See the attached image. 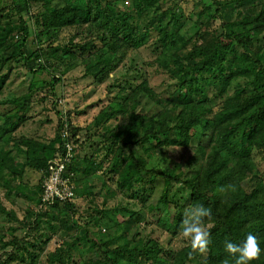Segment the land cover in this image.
I'll return each instance as SVG.
<instances>
[{"label": "trees", "instance_id": "trees-1", "mask_svg": "<svg viewBox=\"0 0 264 264\" xmlns=\"http://www.w3.org/2000/svg\"><path fill=\"white\" fill-rule=\"evenodd\" d=\"M30 1L12 0V5L21 14L29 10ZM35 1L43 2V11L31 18L33 33L36 35L34 37L44 36L48 40L60 28L76 25H87L100 31L99 45L84 42L71 47H53V44L48 42L45 51L50 57L62 59L82 52L81 55L90 61L87 65L89 70L99 65L95 76L100 83L118 67L116 56L121 48H139L147 39L154 37L157 63L173 80L172 91L163 103V112L150 115L143 122H136L141 112H133L129 116V123L121 133L124 147L137 145L140 150L149 151L173 145L187 147L197 135L205 137L207 129H212L213 132L207 147H204L203 143L197 145L195 161L198 166L190 176L180 168L168 175H160L150 169L147 180L146 161L135 150H131L125 157H122L119 151L111 169L115 172L120 168L116 181L118 189L131 191V196L139 197L141 202L146 200V189L156 185L158 175L163 183L161 200L166 205L172 183L185 186L188 190V199L185 200L187 203L185 206H175L176 214L167 224L173 235L181 229L185 207L203 205L210 208V222L214 227L210 229L211 243L205 255L193 254L189 258L188 242L173 250L160 249L158 243L150 238L136 239L137 232L133 238L126 239L128 231L121 224L116 225L110 240H95L74 221L68 229L77 232L64 239L59 248L48 254L47 264H65V251L69 252L67 259L72 257L70 252H77L81 264H224L226 260L228 264H233V258L226 253L224 243L227 240L240 243L249 232L256 235L262 249L260 258L251 264H264V175L259 173L253 158L255 150L264 155V6L254 0H246L254 1L255 12L239 21L223 23L227 44L216 37L208 44L193 46L186 51L188 42L183 41L182 46L178 47L179 34L175 32L173 24L172 28H169L172 21H178V17L172 14L171 22L169 20L165 25L161 23L163 12H157L161 0H128L130 10L118 12L115 9L122 0H88L85 4V0H78L80 4L76 3V0H63L60 7H54L53 0ZM149 12L154 13L155 17L140 21L141 16ZM199 15L208 21L218 18L220 14L215 8L206 9ZM14 34L18 37V42L14 41ZM31 36L22 17L16 23L0 21V51L11 52L9 57L3 54L0 56V73L6 69L4 74H0L3 83L8 79L12 61H21L22 67L34 73L44 68L40 64L36 69L32 67V62L45 54L41 48L24 54L25 44ZM128 88L132 90L130 86ZM229 90L230 95L227 94ZM127 97L128 94L120 96L121 107L116 111L103 112L106 122L122 110L123 101ZM21 99H24L23 102L16 105L15 111L5 116V121L0 123V183L8 195L12 194L10 196L15 198L24 197L38 207L47 162L60 149V131L64 122L59 120L57 132L48 142L24 138V142L15 140L9 147L8 139L25 123V114L29 111L30 95H23L19 100ZM215 99H221L222 102L214 113L211 107ZM137 103L136 107L140 104ZM76 131L74 127L69 129L74 146ZM19 157H23V166L41 174L37 193L30 192L32 197L23 195V183L19 181L22 174L15 167L19 164ZM89 160L83 170L87 174L96 172L99 167L94 163L92 156ZM75 162L74 155L66 175L71 181ZM9 176L16 180V185L12 184L13 180L10 182ZM249 176L252 185L246 189L242 183ZM221 187L225 189L222 193L218 191ZM73 208V200L55 203L50 207L51 210L36 213L34 224L47 216V212L55 211L56 213L52 212L50 219L46 221L49 228L54 229L51 221L64 223L59 222V216L66 217ZM117 211L116 208L100 211L99 217L94 221L102 220L107 214ZM127 213H130L127 218L129 222L144 220L140 211ZM0 215H3L4 219L9 218L13 223L17 221L15 214L1 205ZM94 217L91 216V222ZM0 248L3 250L0 254V264H11L15 261L37 264L39 254L33 250L37 246L26 237L5 242L0 238Z\"/></svg>", "mask_w": 264, "mask_h": 264}, {"label": "rangeland", "instance_id": "rangeland-1", "mask_svg": "<svg viewBox=\"0 0 264 264\" xmlns=\"http://www.w3.org/2000/svg\"><path fill=\"white\" fill-rule=\"evenodd\" d=\"M87 1L85 0L84 4ZM254 1L264 6V0ZM254 1L161 0L157 12H163L161 23L164 25L167 21H172V14L178 17V21L176 23L172 21L169 28L171 29L172 24L174 25L175 32L179 34L178 47L182 46L183 41H187L185 50L188 51L193 46L208 44L216 37L227 44L223 23L239 21L244 16L254 13ZM75 2L81 3L78 0ZM127 2L129 1L122 0L116 7V12L129 11L131 5ZM29 4V10L20 14L13 7L12 0H0L1 23H16L22 17L29 27L32 36L25 44L24 54H30L39 48L45 52L48 42H51L53 47H71L84 42H94L99 45L100 31L95 27L89 28L87 25L60 28L48 40L44 36L34 37L36 35L33 33L31 18L43 11V2L31 0ZM52 5L60 7L63 5V0H53ZM215 8L218 9L220 15L214 20L206 21L199 15L206 9L214 10ZM151 11L153 12V9ZM152 17H155L154 13L149 12L147 15L143 14L140 21H147ZM156 20L155 18V22ZM14 36V41L18 42L16 34ZM153 42L154 37L147 39L139 48H121L116 56L118 67L110 72L101 83L95 76L99 65L89 70L87 65L90 61L81 55L82 52H76L74 56L64 59L50 57L45 52L39 59L32 62L33 69H36L39 64L44 67L36 73L22 67L21 61H12L7 81L3 83L0 80V123L5 121V116L15 111L16 105L23 102L25 98L19 100L21 96L30 95L29 111L25 114V123L10 136L8 139L10 143L7 144L9 147L15 140L24 142V138L38 142L50 141L57 132L60 119L67 122L70 128L74 127L77 130L74 138L76 142L75 175H72L71 181L75 193L74 208L72 212H68L66 217L59 216V222L64 223L59 224L58 221L52 220L51 224L55 227L50 229L46 221L50 219L49 215L52 212L56 213L52 211L47 212V216L34 224V215L40 211L38 207L33 201L24 197L15 198L10 196L12 194L8 195L0 183V205L7 211L13 212L17 219L13 223L9 218L4 219V216L0 215V238L5 242L13 238L26 237L29 242L37 246L33 249L36 254H39L37 264H47L48 254L59 248L64 239L77 232L74 229H68L74 221L82 231H87L89 237L95 240H110L116 230V225L121 224L127 228L126 239L133 238L134 233L137 232L136 239L150 238L158 243L157 246L160 249L177 250L187 242L180 235L181 229L173 235L167 228V224L176 214L175 206L177 204L185 206L187 203L185 200L188 199V190L185 186L173 182L169 187L168 205H166L161 200L163 183L158 175L155 186L149 187L146 183L149 187L144 193L146 200L141 202L139 197L131 196V191L118 189L116 181L120 168H117L115 172L111 171L113 161L119 151L121 156L125 157L131 153V150H135L146 161L147 180L150 169H154L160 175H168L180 168L190 176L198 166L195 161L197 145L203 143L204 147H207L209 138L213 134L212 129H207L205 137L197 135L187 147L173 145L149 151L140 150L137 145L130 147L122 145L123 135L121 133L124 126L129 123V116L133 112H141L136 122H143L150 115L163 112L165 109L163 103L172 91L173 80L158 66L157 52ZM2 52L0 51V56L2 54L8 57L11 55V52ZM5 72L6 69L1 70L2 74ZM230 90L228 95L231 93ZM124 94H128V97L123 101L122 110L106 122L103 112L119 109L122 102L120 96ZM210 94L211 91H209ZM137 101L140 103L138 107H136ZM220 102H222L221 99L213 101L211 108L214 113L220 108ZM90 156L99 167L96 172L87 174L83 170L89 164ZM253 158L259 173L264 175V155L255 150ZM18 162L19 164L15 167L22 174L19 181L23 183V195L32 197L30 192L37 191L41 174L23 166V157H19ZM9 177L10 182L13 180L12 184L16 185V180ZM0 178L2 181V176ZM242 184L244 188H250L251 176ZM114 208L118 210L116 213H109L104 219L94 221L99 217L98 212ZM47 210H51L50 207ZM134 211H140L144 220L137 223L129 222L127 218L130 213L127 212ZM91 216H95L92 222L90 221ZM2 253L3 250L0 248V254ZM70 253L71 259H67L69 252L63 253L65 264H81L79 254L75 251ZM11 264L26 263L15 261Z\"/></svg>", "mask_w": 264, "mask_h": 264}, {"label": "clouds", "instance_id": "clouds-1", "mask_svg": "<svg viewBox=\"0 0 264 264\" xmlns=\"http://www.w3.org/2000/svg\"><path fill=\"white\" fill-rule=\"evenodd\" d=\"M224 192V187L218 189ZM211 209L203 205L190 206L184 210L180 235L190 246L189 258L193 254L205 255L211 243ZM224 249L233 258V264H251L260 258L262 249L255 234L249 232L240 243L225 241ZM224 264H228L226 260Z\"/></svg>", "mask_w": 264, "mask_h": 264}, {"label": "built area", "instance_id": "built-area-1", "mask_svg": "<svg viewBox=\"0 0 264 264\" xmlns=\"http://www.w3.org/2000/svg\"><path fill=\"white\" fill-rule=\"evenodd\" d=\"M70 126L64 122L60 131L61 146L58 152L48 160L46 175L42 180V196L38 209L47 210L55 203L72 201L74 189L67 175V167L74 158V143L69 133Z\"/></svg>", "mask_w": 264, "mask_h": 264}]
</instances>
